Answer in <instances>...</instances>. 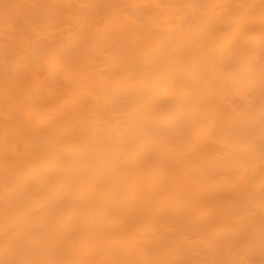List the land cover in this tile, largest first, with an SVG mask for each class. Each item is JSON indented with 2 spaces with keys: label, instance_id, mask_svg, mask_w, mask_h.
Returning <instances> with one entry per match:
<instances>
[{
  "label": "bare ground",
  "instance_id": "1",
  "mask_svg": "<svg viewBox=\"0 0 264 264\" xmlns=\"http://www.w3.org/2000/svg\"><path fill=\"white\" fill-rule=\"evenodd\" d=\"M0 264H264V0H0Z\"/></svg>",
  "mask_w": 264,
  "mask_h": 264
}]
</instances>
